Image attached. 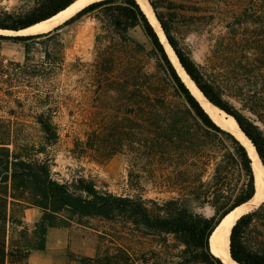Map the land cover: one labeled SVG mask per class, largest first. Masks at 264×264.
Instances as JSON below:
<instances>
[{
  "label": "trees",
  "instance_id": "trees-1",
  "mask_svg": "<svg viewBox=\"0 0 264 264\" xmlns=\"http://www.w3.org/2000/svg\"><path fill=\"white\" fill-rule=\"evenodd\" d=\"M74 1L42 0L25 15L0 11V30L24 29ZM147 2L185 74L209 103L234 119L264 168V0ZM162 5L173 15H181L193 33L207 35L202 66L179 46L171 32L172 21L165 20L160 11ZM91 13L99 22L92 62L77 61L72 68L86 85L96 82L119 89L123 118H114L111 134L104 132L105 128L87 134L85 141H75L70 155L76 161L103 164L126 142L136 143L154 162L157 188L175 196L158 203L140 195L119 196L100 190L81 175L69 181L55 180L53 158L47 149L57 144L59 134L52 122L55 106L47 99L45 112L36 118L42 134L38 145L19 146L12 138L0 135L1 218L15 202L37 207L41 217L34 230L36 251L45 250L47 230L62 218L119 221L143 237L156 239V250L129 254L120 249L104 258H80L79 264H223L210 252L208 240L219 221L254 194V174L245 147L218 127L186 88L135 0L92 3L65 26ZM59 30L0 36V40L24 44L25 63L9 65L51 84L65 67ZM137 30L149 49L131 36ZM32 51L40 52V57L30 70L27 63ZM213 146L218 151L214 152ZM165 167L171 169L167 175ZM205 206L212 209L211 216L196 210ZM229 252L237 264H264V204L233 225ZM5 257L0 244V264Z\"/></svg>",
  "mask_w": 264,
  "mask_h": 264
},
{
  "label": "rangeland",
  "instance_id": "rangeland-1",
  "mask_svg": "<svg viewBox=\"0 0 264 264\" xmlns=\"http://www.w3.org/2000/svg\"><path fill=\"white\" fill-rule=\"evenodd\" d=\"M41 1L0 0V11L25 15L37 8ZM162 6L160 11L165 20L172 21L171 32L179 46L190 53L196 64L202 66L209 44L207 35L193 33L181 15H173L165 5ZM98 31L99 22L92 13L61 27L58 35L64 45L65 67L58 72L51 84H46L30 71L10 66L9 63H25L24 44L0 40V135L12 138L19 146L38 145L42 134L36 118L45 112V101L48 99L49 104L55 106L52 122L59 134L57 144L47 149L53 158L51 172L55 180L69 181L72 177L81 175L91 179L100 190L119 196L140 195L143 199L160 203L175 194L157 188L154 162L148 152L136 143L126 142L120 152L103 164L87 159L76 161L70 155L69 150L75 141H85L87 134L99 133L105 128L104 132L111 134L114 118H123L119 89L102 87L96 82L86 85L82 75L75 73L72 68L77 61L83 64L92 62L94 39ZM131 36L138 42L145 43V48L149 49L138 30L132 32ZM34 46L38 48V45ZM39 57L40 52L32 51L29 54L31 60L27 67L30 70H33ZM136 139H139L138 135L135 136ZM8 148L13 150L12 145ZM213 151H218V147L213 146ZM213 167L214 164L210 166L209 172H212ZM165 169L167 175L171 169ZM24 198L28 200L30 197L25 195ZM196 210L206 216L213 213L208 206ZM40 217V210L31 204L15 202L7 206L5 218L0 216V244L6 254L4 264H30V254L36 251L33 250L37 240L34 235L35 224ZM56 223L47 230L45 237L52 250L51 264H79L80 258H104L120 249L129 254L156 250V239L143 237L119 221L72 217L62 218ZM57 246H62V252Z\"/></svg>",
  "mask_w": 264,
  "mask_h": 264
},
{
  "label": "bare ground",
  "instance_id": "bare-ground-1",
  "mask_svg": "<svg viewBox=\"0 0 264 264\" xmlns=\"http://www.w3.org/2000/svg\"><path fill=\"white\" fill-rule=\"evenodd\" d=\"M95 0H75L70 6H67L64 10L60 11L57 15L52 17L49 20L40 22L38 24H35L21 32L19 34H36L40 32H45L50 30L51 28L55 27L59 22H62L68 18H70L72 15H74L77 11H79L81 8H83L85 5L91 3ZM136 3L139 5L143 13L146 15L147 19L149 20L150 24L156 31L157 35L159 36L160 41L162 42L165 52L171 62V64L174 66L175 71L177 72L178 76L180 77L181 81L184 83V85L187 87L189 92L194 96V98L198 101L200 106L203 108V110L206 112V114L210 117V119L218 125L221 129L227 131L228 133L232 134L246 149L247 154L249 158L251 159V166L253 170V174L255 176L256 170H259V172L264 176V170L260 165L259 159L257 155L255 154V151L250 144V142L245 138L244 134L239 130L236 122L231 118L230 116H227L223 112L216 109L214 106L209 104L205 98L200 94L199 90H197L194 83L187 77V75L183 72L181 67L179 66L173 52L165 42V39L163 38V35L160 31V28L158 26L157 21L155 20L152 10L149 7L146 0H135ZM4 34H12V33H4ZM257 199L250 200L249 202L241 205L238 208H235L232 210L223 220V225H226V246L228 244L227 237L229 236V232L231 230V227L233 226L234 222L239 218L242 214H245L247 212L252 211L255 209V207L258 205ZM224 264H236L234 263L228 256L226 251V256L223 260Z\"/></svg>",
  "mask_w": 264,
  "mask_h": 264
},
{
  "label": "water",
  "instance_id": "water-1",
  "mask_svg": "<svg viewBox=\"0 0 264 264\" xmlns=\"http://www.w3.org/2000/svg\"><path fill=\"white\" fill-rule=\"evenodd\" d=\"M100 1H103V0H95V1H92L91 3L85 5L83 8H81L79 11H77L74 15H72L70 18L62 21V22H59L55 27L51 28L50 30L48 31H45V32H40V33H36V34H27V35H20L19 32L35 25V24H38L40 22H43V21H46V20H49L51 19L52 17H54L55 15H57L58 13H56L55 15L51 16L50 18L48 19H45L43 21H40L38 23H35L33 25H30L24 29H21V30H18V31H7V30H0V36H5V37H20V36H30V35H38V34H43V33H47V32H53V31H56V30H59L62 26H65V24L67 22H69L70 20H72L73 18L76 17V15L78 13H80L83 9H85L87 6H89L90 4L92 3H97V2H100ZM147 1V0H146ZM75 2V1H74ZM148 3V2H147ZM72 4V3H71ZM70 4V5H71ZM68 5V6H70ZM149 5V4H148ZM150 7V6H149ZM67 8V7H66ZM151 8V7H150ZM152 10V9H151ZM153 13V12H152ZM154 16V14H153ZM155 18V17H154ZM156 20V19H155ZM157 21V20H156ZM158 23V22H157ZM12 33V34H3V33ZM12 35V36H11ZM165 38V37H164ZM166 40V39H165ZM173 52V51H172ZM175 56V55H174ZM176 58V57H175ZM177 60V58H176ZM178 62V60H177ZM179 64V63H178ZM180 66V65H179ZM174 67V66H173ZM181 67V66H180ZM175 69V68H174ZM182 69V68H181ZM183 70V69H182ZM184 72V71H183ZM185 73V72H184ZM187 88V87H186ZM198 90V89H197ZM200 92V91H199ZM201 94V93H200ZM202 95V94H201ZM193 96V95H192ZM203 96V95H202ZM204 98V97H203ZM206 100V99H205ZM208 102V101H207ZM209 103V102H208ZM210 104V103H209ZM213 106V105H212ZM216 108V107H215ZM219 110V109H218ZM221 111V110H219ZM223 112V111H221ZM227 115V114H226ZM228 116V115H227ZM232 118V117H231ZM234 120V119H233ZM218 126V125H217ZM219 127V126H218ZM239 128V127H238ZM223 130V129H222ZM240 130V129H239ZM225 131V130H224ZM241 131V130H240ZM227 132V131H226ZM243 134V133H242ZM233 136V135H232ZM245 136V135H244ZM246 138V137H245ZM247 139V138H246ZM248 140V139H247ZM249 141V140H248ZM250 142V141H249ZM251 144V143H250ZM252 145V144H251ZM253 147V146H252ZM254 149V147H253ZM255 151V149H254ZM255 154L257 155L256 151H255ZM258 157V155H257ZM259 159V158H258ZM260 162V160H259ZM260 165L261 167L263 168L261 162H260ZM264 170V168H263ZM257 199V203L258 205L255 207V209H253L252 211L250 212H247L245 214H242L241 216L243 215H246V214H249V213H252L254 211H256L259 207H261L263 204H264V176H262V174L259 172V170H256V173H255V176H254V194L252 196V198L250 200H253V199ZM249 200V201H250ZM247 201V202H249ZM246 202V203H247ZM245 204V203H243ZM241 204V205H243ZM241 205L237 206L236 208L240 207ZM235 209V208H234ZM233 209V210H234ZM231 212V211H230ZM229 212V213H230ZM228 213V214H229ZM226 214L220 221L219 223L216 225V227L214 228L213 232L211 233L210 237H209V240H208V245H209V249H210V252L216 257L218 258L222 263H223V260L226 256V251H227V254L229 256V258L232 260L231 256H230V252H229V243H230V233H231V230L229 232V236L227 237V241H228V244L226 246V225H223V220L224 218L228 215ZM240 216V217H241ZM239 217V218H240ZM237 218V220L239 219ZM236 220V221H237ZM236 221L234 222L233 225H235ZM233 227V226H232ZM231 227V228H232ZM233 261V260H232ZM234 263H236L235 261H233ZM224 264V263H223ZM237 264V263H236Z\"/></svg>",
  "mask_w": 264,
  "mask_h": 264
},
{
  "label": "crops",
  "instance_id": "crops-1",
  "mask_svg": "<svg viewBox=\"0 0 264 264\" xmlns=\"http://www.w3.org/2000/svg\"><path fill=\"white\" fill-rule=\"evenodd\" d=\"M60 252H62V246H57ZM51 246L48 240L45 241V250L43 251H33L30 254V264H51L50 255Z\"/></svg>",
  "mask_w": 264,
  "mask_h": 264
}]
</instances>
